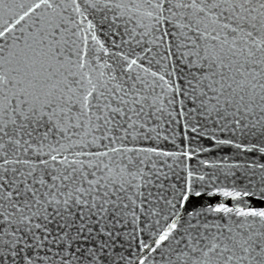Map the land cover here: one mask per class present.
I'll return each instance as SVG.
<instances>
[{"label":"snow or ice","instance_id":"1","mask_svg":"<svg viewBox=\"0 0 264 264\" xmlns=\"http://www.w3.org/2000/svg\"><path fill=\"white\" fill-rule=\"evenodd\" d=\"M210 123L264 138V0H0V264H264Z\"/></svg>","mask_w":264,"mask_h":264},{"label":"water","instance_id":"2","mask_svg":"<svg viewBox=\"0 0 264 264\" xmlns=\"http://www.w3.org/2000/svg\"><path fill=\"white\" fill-rule=\"evenodd\" d=\"M107 36L105 31L101 35V40L104 41ZM107 46V41H105ZM208 136L215 139L196 138L194 146L206 148L209 150L198 151V154L191 161H188L189 168L197 174L204 175L205 181L212 189H222L231 192H241V199H233L231 197L216 196L212 198L202 197L198 203L203 205L219 206L223 203L229 207L237 208L245 211L255 208L257 210L264 209V138L258 135L241 134L240 132L223 130L215 124L207 125ZM217 140H231L233 143L218 144ZM240 144L241 147H235ZM172 148V145H168ZM171 162V161H170ZM183 169L184 165H180ZM184 176V172L180 171V177ZM174 183L179 187L182 179L174 178ZM199 186V184H197ZM250 193L248 196H243V192ZM254 193L255 195H251ZM217 214H210L209 219H212ZM161 225L164 221L160 222ZM141 227H144L142 224ZM154 226L149 225V228ZM139 237L148 240L147 232L139 233ZM130 249L125 251L128 255L130 250L133 257L137 254V240H131ZM131 259V258H130ZM131 264H135V260L131 259Z\"/></svg>","mask_w":264,"mask_h":264}]
</instances>
